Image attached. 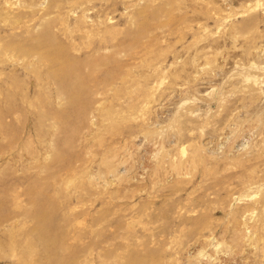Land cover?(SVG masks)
I'll return each instance as SVG.
<instances>
[{
  "label": "rangeland",
  "instance_id": "rangeland-1",
  "mask_svg": "<svg viewBox=\"0 0 264 264\" xmlns=\"http://www.w3.org/2000/svg\"><path fill=\"white\" fill-rule=\"evenodd\" d=\"M0 264H264V0H0Z\"/></svg>",
  "mask_w": 264,
  "mask_h": 264
}]
</instances>
